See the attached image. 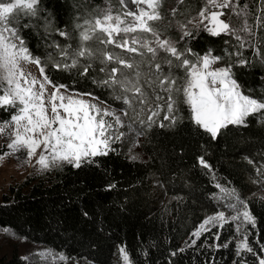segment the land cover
Returning a JSON list of instances; mask_svg holds the SVG:
<instances>
[{
	"label": "trees",
	"instance_id": "obj_1",
	"mask_svg": "<svg viewBox=\"0 0 264 264\" xmlns=\"http://www.w3.org/2000/svg\"><path fill=\"white\" fill-rule=\"evenodd\" d=\"M105 1L40 0L38 18L16 19L15 25L20 26L19 34L32 54L46 63V73L56 84L121 109L124 105L111 90L95 82L103 77L98 64L82 75L78 68L59 70L47 62V54L55 53L50 47L54 41L75 47L73 29L77 17L83 16L80 12L97 10ZM109 1L121 10L118 0ZM240 1L249 5L252 19L264 11V0ZM200 7V0H184L174 21L184 23ZM155 26L159 30L168 27L156 22ZM57 29L69 32L71 39L60 36ZM255 39L263 47L237 49L242 54L238 57L224 35L213 37L192 30V36L180 44L201 55L211 50L223 62L228 58L241 91L260 99L264 98V28L255 30ZM241 59L246 63L241 65ZM177 109L183 120L175 128L146 129L141 160L129 159L113 146L115 151L93 158L92 163L79 168L64 164L25 181L17 191L11 189V195H4L0 202V228L88 264H112L120 247L126 248L131 264H258V258H264V199L257 196L264 186V121L260 114L249 116L247 127L229 125L212 139L192 123L190 110L180 100ZM10 111L0 108V121L7 120ZM200 156L211 170L199 164ZM217 183L235 189L248 203L255 217V226L247 233L255 256L237 255L229 224L189 244L191 233L204 218L222 209L220 200L214 198L219 196ZM0 264L32 263L12 255L0 258Z\"/></svg>",
	"mask_w": 264,
	"mask_h": 264
},
{
	"label": "snow or ice",
	"instance_id": "obj_2",
	"mask_svg": "<svg viewBox=\"0 0 264 264\" xmlns=\"http://www.w3.org/2000/svg\"><path fill=\"white\" fill-rule=\"evenodd\" d=\"M163 2L129 0L135 10H128L125 0H120L123 11L114 14L111 7L100 8L91 19L74 25L78 30L75 47L55 41L50 45L55 53L47 54V62L56 69L78 68L80 74L86 75L93 63L98 64L103 77L95 82L110 89L114 98L122 102L124 107L117 111L87 101L81 94L68 92L65 85L56 84L46 73V63L26 46L19 34L20 26L14 21L20 14L36 17L40 0H0V108L11 110L9 118L0 121V135L9 137L6 148L10 150L0 155V160L23 151L31 163L40 149L36 163L41 170L61 163L79 168L92 163L97 156L115 151L112 145L126 138L132 140L133 147L138 146V138L145 134V129L150 130L154 125L173 129L182 122L183 118L177 115L176 94L183 96L192 123L212 139L229 125L247 127L249 116L260 114V120L264 121V98H253L241 91L233 78L231 64L213 67L222 57L213 55L211 50L201 55L191 48L178 49L175 42L162 38L155 22L163 19L160 11ZM182 4L184 0H177V7L170 10L173 17ZM233 16L240 20L239 26L233 23ZM254 20L255 28H264V11ZM188 25L213 37L231 36L241 48L250 43L241 33L255 36L248 21V5H241L238 0H203L196 16L186 23L178 22L181 39L192 36ZM56 31L71 39L69 32ZM81 59L87 63L81 64ZM21 62L35 64L39 78L26 73ZM238 62L246 63L244 59ZM173 69H180L182 74ZM130 158L136 160L137 156ZM198 162L211 170L203 156ZM215 187L220 195L214 198L234 201L227 204L234 214L226 216L220 211L206 217L191 233L195 237L191 244L212 227L223 228L225 224L240 221L236 231L243 238L236 243L237 254L248 252L255 256L248 234L243 231L245 224L255 226L248 203L235 189L220 183ZM216 239H220L219 234ZM119 252L123 264H131L126 248L120 247ZM258 264H264V258H258Z\"/></svg>",
	"mask_w": 264,
	"mask_h": 264
},
{
	"label": "rangeland",
	"instance_id": "obj_3",
	"mask_svg": "<svg viewBox=\"0 0 264 264\" xmlns=\"http://www.w3.org/2000/svg\"><path fill=\"white\" fill-rule=\"evenodd\" d=\"M118 1L120 3V0H118ZM125 2L128 4V10H135V5H132L131 3H129V0H125ZM200 2L202 5L203 0H200ZM176 3H177V0H164L163 6L160 9L161 15L163 16V19L161 21L156 22V23L158 24V26H159V23H160V26H168L165 29H163V28L160 29V32L162 33V38H168V39L172 40L173 42L176 43V46L178 49L183 50L186 48V45L180 44L182 42V39H181L182 33L180 32L179 27H178L179 21H174L176 19V15L173 17L171 15V12H170V10L173 7H175ZM238 3L241 5L247 4V3L242 4L240 0H238ZM112 6L113 5L111 4V2L109 0H106L97 10H94V11H87V10L84 11L83 10L82 12H80V14H82L83 16H78L75 24L76 23H82L83 20L86 18L91 19L94 15L97 14V11L100 8L111 7L114 14L124 10L123 6L121 4H120L121 10L115 9ZM199 9L200 8L196 9L195 13H193L190 17H188L186 19V21H184V23H186L192 17L196 16ZM257 10H258V12L260 11L259 6H257ZM225 11L227 12L228 10H225ZM89 12H91V13H89ZM23 17H26V16L23 14H20L18 19L23 18ZM252 17H253V15H252V13H250L249 5H248V21L250 24L253 25V28L255 31L257 28H255V20H254V18L252 19ZM32 18L36 20L38 18V13H37L36 17H32ZM167 20H168V23H167ZM232 21L237 26H239L240 20H238L235 16L232 17ZM179 23H181V22H179ZM14 24H16V21H14ZM163 24H166V25H163ZM188 27L192 30H196V29L192 28V25H188ZM47 29L50 30V26L48 23H47ZM73 32L75 34L74 43L76 46V44L78 43V39H77L78 30L75 29V27H74ZM241 35L245 36L247 38V40L250 42L249 44H246L245 47H243L244 49L246 47L248 48L249 46H253L254 49L256 48L257 50L260 47H263V42H261V41H260V43L255 42L256 41L255 36H247L245 33H241ZM227 39L230 40V42H232V46L234 47V50H233L234 52H235V50L238 52L239 49H243V48L239 47L237 41L233 37L227 36ZM90 43H92V42H90ZM255 44H256V47H255ZM258 44H259V46H258ZM117 51H119V50H117ZM161 55H164V54L161 53ZM188 58L193 59V56L189 55ZM228 60H229L228 58H225L224 62L222 60H220L218 63L213 65V67H216V68L226 67V66H228ZM21 67L23 68V70L26 73L30 72L33 76H36L37 78H39V70L35 64L21 62ZM165 71H167L166 66H165ZM173 71L176 72L178 75L182 74L180 69H173ZM83 98L87 101L92 102V103H99L103 107H108L107 105H105V104H103V103H101V102H99V101H97V100H95L89 96L83 95ZM175 98H176L177 102H178V100H180L181 102L183 101L182 95L176 94ZM184 105H185V107L188 108V106L186 104H184ZM114 110L119 111L120 109H114ZM162 116H163V113H161V118H162ZM165 123H167V122H165ZM121 130L126 131V129H121ZM145 131H146V129H145ZM138 140H139V145L135 146V147L132 146V140L130 138H126L122 142L113 144L112 147L118 146V149L121 150L123 154L128 156L129 159H131L130 157L132 155H135V156H137L136 160H141V159H143V155L141 153V143L144 140V135L140 136L138 138ZM8 141H9V137L7 135H0V155H3L5 152L10 151L6 148V144L8 143ZM130 148H131V151H130ZM40 151H41L40 149L37 150V156L32 158L31 163H29L27 161L26 153L23 151L17 152L13 155H7L4 157V159L0 160V202L3 201L4 195L5 196L11 195V193H12L11 189L13 191H17L18 189L21 188V186L25 183V181H31V180H33V178L35 176L44 174V173L58 167V166H54V167H50L47 170H41L40 166L36 163V160L38 159ZM64 164H68V163H61L59 166L64 165ZM219 195H220V192H219ZM257 196H259V198L264 199V186L257 193ZM219 200H220V203L222 206L221 211H224L226 216L233 215L234 213L230 209L227 208V204L230 202H234V201H230L227 199H219ZM215 214L216 213H214L212 215H215ZM212 215H208V216H212ZM208 216H206V217H208ZM240 223H241L240 221L228 223L229 225H231L233 227V230H234V240L233 241L235 244V249H236V243L243 238V235L238 234L236 231L237 225ZM228 224H225V225H228ZM251 228H252V225L245 224L243 226V231L248 233V231ZM213 229H216L218 231L220 228L219 227H212L211 230H213ZM203 233H205V232H203ZM192 239H195V237H192ZM192 239L189 240L190 245H191ZM12 255H16V256L20 257L21 259L27 261L28 263H32V264H88L84 261H71V260L65 258L62 254L54 253V252L50 251L49 249L45 248L43 245L31 243L23 237H18L16 235H14L8 229H1L0 228V258H9ZM61 256L64 257L63 260L60 259ZM112 264H123V261L121 259V254L119 252V248L115 253ZM237 264H242V263L239 262Z\"/></svg>",
	"mask_w": 264,
	"mask_h": 264
}]
</instances>
